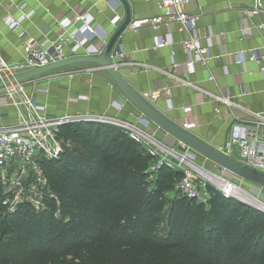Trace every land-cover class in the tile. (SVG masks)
Returning <instances> with one entry per match:
<instances>
[{
	"label": "trees",
	"instance_id": "obj_1",
	"mask_svg": "<svg viewBox=\"0 0 264 264\" xmlns=\"http://www.w3.org/2000/svg\"><path fill=\"white\" fill-rule=\"evenodd\" d=\"M58 136V156L39 160V208L9 209L0 180V264H264V211L209 185L206 201L182 195V171L115 124L64 123Z\"/></svg>",
	"mask_w": 264,
	"mask_h": 264
},
{
	"label": "crops",
	"instance_id": "obj_2",
	"mask_svg": "<svg viewBox=\"0 0 264 264\" xmlns=\"http://www.w3.org/2000/svg\"><path fill=\"white\" fill-rule=\"evenodd\" d=\"M155 1L127 0L131 20L156 13ZM10 3L23 4V9L31 10L17 28H10L3 21L5 8ZM261 4L259 13H249L246 10L251 8L252 0L187 1V10L199 12L196 31L211 56L206 64L196 62L184 76L171 72V62H184L188 58L181 45L187 36L185 30L176 23H160L155 27L127 24L116 41L120 51L113 50L111 55L115 69L175 123L185 114L183 106H189L196 124L188 130L218 147L225 140L231 121L250 122L252 113H264V80L259 63L238 60L239 51L247 53L249 49L258 48L264 61V0ZM70 7L74 11H88L93 26L108 36L119 25L112 23L114 15L124 17L123 5L118 0H0L1 55L10 62L20 61L22 42L29 36L53 37L60 29L57 21ZM20 13V8L12 9L14 16ZM157 34L170 36L171 42L155 47L154 36ZM96 40L94 36L90 42ZM69 46H65L66 52H69ZM208 74L212 75L211 79L207 78ZM36 76L38 81L28 82L26 88L36 101L45 105L48 114L86 112L118 117L134 122L157 140L176 142L151 120L138 119L140 111L122 95L107 71L92 62L70 63ZM152 89H158L156 96H149ZM225 90L248 110L233 108L226 111L212 97ZM12 113L11 108L0 107V115ZM244 184L249 183L243 181Z\"/></svg>",
	"mask_w": 264,
	"mask_h": 264
},
{
	"label": "built area",
	"instance_id": "obj_3",
	"mask_svg": "<svg viewBox=\"0 0 264 264\" xmlns=\"http://www.w3.org/2000/svg\"><path fill=\"white\" fill-rule=\"evenodd\" d=\"M187 1L190 0H156V13L130 19L128 23L132 27L143 24L155 27L160 23L166 25L176 23L179 28L187 32V36L181 41L182 48L188 55L187 60L171 62V72L176 76H184L196 62L206 64L211 56L207 45L202 44L196 31L199 12L187 10L185 8ZM14 7L20 8V15L12 14ZM23 8V4H8L3 21L10 28H17L21 21L31 13V10ZM261 10V0H252L251 8L246 12L259 13ZM121 19L122 15L116 14L111 21L116 26ZM91 21V14L88 11H74L70 7L57 21L60 29L53 37L44 34L40 38L29 36L22 42L23 56L20 61H7L0 53V79L3 80L69 56L101 54L109 36L93 26ZM260 25H263V22H260ZM87 31H90V34ZM94 36L97 39L96 42H90ZM170 42V36L159 34L154 36L155 47ZM66 45H70L69 52L65 51ZM262 58V53L258 48L249 49L247 53L244 51L238 53V60L241 62L248 59L259 63V70L264 80ZM207 78L211 79L212 75L208 74ZM37 81V76L34 75L25 79L8 81L0 86V107H9L13 111L11 115H0V180L7 186V191L14 193L18 202L27 200L35 208L41 206L42 190L46 179L39 160L58 156L62 145L58 130L62 124L90 120L108 122L124 128L134 140L144 146L148 154L154 158L156 165L165 164L167 167L180 169L182 176L178 179L176 187L182 195L206 201L209 196L207 189L209 185L224 196L241 200L246 199L241 196L244 193L251 198L248 201L252 206L264 211L263 186L247 181L248 188H245L242 186V182L246 181L244 178L227 171L216 163L214 168L205 169L202 162L207 158L176 138L175 143L157 140L134 122L103 114L86 112L48 114L45 105L36 101L27 91L26 84ZM184 83L188 84L186 81ZM157 94L158 89H152L149 92L151 97ZM212 97L228 112L233 108L248 110L231 98L227 90L212 94ZM182 109L185 114L177 124L188 130L196 124V121L190 115L189 106H183ZM215 109L218 111V106ZM138 119L145 120L141 115ZM217 149L264 171V113H252L250 122L237 119L231 121L228 134ZM250 186L257 191L255 194L248 190ZM8 208L13 209L14 205L11 204Z\"/></svg>",
	"mask_w": 264,
	"mask_h": 264
},
{
	"label": "water",
	"instance_id": "obj_4",
	"mask_svg": "<svg viewBox=\"0 0 264 264\" xmlns=\"http://www.w3.org/2000/svg\"><path fill=\"white\" fill-rule=\"evenodd\" d=\"M118 1L123 5L124 17L115 31L109 36L108 42L101 54L69 56L62 60L51 62L43 66L35 67L17 73L14 76H9V78H4L3 80L0 79V86L3 83H7L8 81L25 79L70 63L79 61L92 62L95 64V66L103 68L105 71H107L122 95L140 111L142 117L151 120L160 128L165 130L168 134L182 141L185 145L190 146L194 150L198 151L202 156L215 162L218 166L223 167L227 171L244 178L251 184H258L264 187V171L227 155L226 153L217 149V147L210 145L206 141L191 133L189 130L184 129L183 127L175 123L173 120L165 116L161 111L156 109L148 99L137 92L135 88L117 72L114 66V62L111 59V55L113 53V50L115 52L120 51V48L116 44V41L120 33L123 31V29L131 19L127 0Z\"/></svg>",
	"mask_w": 264,
	"mask_h": 264
},
{
	"label": "rangeland",
	"instance_id": "obj_5",
	"mask_svg": "<svg viewBox=\"0 0 264 264\" xmlns=\"http://www.w3.org/2000/svg\"><path fill=\"white\" fill-rule=\"evenodd\" d=\"M61 140V143H62V139L61 137L59 138ZM203 166L205 167V169H212L214 168L216 165H215V162L209 160V159H205L203 162ZM1 184H2V192L4 193L5 192V201L7 203V206H10L11 204L12 205H16L18 203V200L15 198L14 196V193L12 191H7V186L1 181ZM243 187L245 188H248V185L246 186L245 184L242 185ZM251 193L255 194L257 191L255 189H251L249 187L248 189ZM171 195V193H168L166 195V197H169ZM238 200L241 201V199L238 198ZM243 200V199H242ZM243 203L247 204V205H251L250 201L244 199L242 201ZM157 232L160 233V234H164L165 233V213L163 212L160 216V220L159 222L157 223Z\"/></svg>",
	"mask_w": 264,
	"mask_h": 264
},
{
	"label": "bare ground",
	"instance_id": "obj_6",
	"mask_svg": "<svg viewBox=\"0 0 264 264\" xmlns=\"http://www.w3.org/2000/svg\"><path fill=\"white\" fill-rule=\"evenodd\" d=\"M241 196H243V197L246 198L247 200H249V199L251 200V198L248 197V195H246V194H244V193H243V195L241 194Z\"/></svg>",
	"mask_w": 264,
	"mask_h": 264
}]
</instances>
